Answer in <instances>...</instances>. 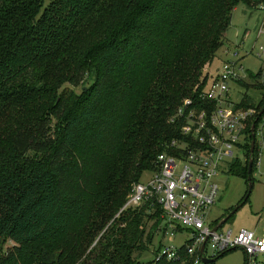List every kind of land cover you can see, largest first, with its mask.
Listing matches in <instances>:
<instances>
[{"label": "trees", "instance_id": "16d2710c", "mask_svg": "<svg viewBox=\"0 0 264 264\" xmlns=\"http://www.w3.org/2000/svg\"><path fill=\"white\" fill-rule=\"evenodd\" d=\"M263 2L0 0V264H140L150 250L151 264H193L183 246L155 260L159 206H124L183 139L170 119L208 84L234 9ZM245 162L229 173L246 180Z\"/></svg>", "mask_w": 264, "mask_h": 264}, {"label": "built area", "instance_id": "2783aa9c", "mask_svg": "<svg viewBox=\"0 0 264 264\" xmlns=\"http://www.w3.org/2000/svg\"><path fill=\"white\" fill-rule=\"evenodd\" d=\"M260 10H264V2ZM262 33L263 26L259 36ZM263 52L264 47L258 56ZM227 54L198 98L184 99L177 107L170 121L181 124L183 139H175L169 150L158 155L146 181L133 184L124 208L147 203L159 206L165 235L175 237L178 230L191 233L181 246L193 258V264L239 248L244 251L246 264H264V233L242 229L233 235L232 231H215V226L208 224V212L220 191L216 179L230 162L239 158H235L236 150L246 155V131L257 114V110L240 108L233 101L230 84L243 81L246 76L239 53ZM181 246L163 245L155 260H179Z\"/></svg>", "mask_w": 264, "mask_h": 264}, {"label": "rangeland", "instance_id": "374dc122", "mask_svg": "<svg viewBox=\"0 0 264 264\" xmlns=\"http://www.w3.org/2000/svg\"><path fill=\"white\" fill-rule=\"evenodd\" d=\"M263 24L264 10L251 11L243 5L237 6L232 12V22L227 30L228 47L222 48L212 65L207 66L204 71V73L208 72V76L210 77L222 66L223 61L229 56L227 51H237L244 66L246 78L239 82L240 84H244L243 86L239 83L230 84L232 99L236 102L243 99L245 106L251 105L247 108L255 110H257V107H261V109L264 107V52L261 57L258 56L259 50L264 47V33L259 36L260 28L263 26L264 29ZM260 70L263 77L261 81L256 82L255 75ZM257 83L261 86H258ZM88 84L90 82L83 83L78 87H74L71 84L65 87H70L74 92L79 94L83 85ZM260 121L256 131V145L259 148V155L251 174L252 190L249 194L250 197L220 228V231H232L233 235H237L242 229L255 231L258 235L264 233V115ZM235 152V158L238 156L241 163H244L246 155L237 150ZM244 165H247L246 162ZM149 176L150 173L146 171L140 180L146 181ZM216 181L220 186V191L216 203L208 212V224L212 226L218 224L220 220L230 214V211L242 202L249 187L247 178L245 180L239 175L229 173L228 165L224 172H221L217 177ZM191 236V233L187 230H178L175 237L164 235L163 244L177 247ZM159 238L157 236L154 240L155 247L159 245ZM13 244V241H9L5 244V248L11 247ZM208 253L211 254L210 247ZM153 258V250H150L140 257V264H151ZM211 264H246V257L244 251L239 248L224 253Z\"/></svg>", "mask_w": 264, "mask_h": 264}, {"label": "water", "instance_id": "95a60500", "mask_svg": "<svg viewBox=\"0 0 264 264\" xmlns=\"http://www.w3.org/2000/svg\"><path fill=\"white\" fill-rule=\"evenodd\" d=\"M263 106H264V105H263ZM263 115H264V107H263V109L259 112L258 117L254 120L255 122L252 124V126H251V128H250V130H251L252 140H251L250 148H249V151H250V157H249V160H248V163H247V166H248V171H247V181L249 182L248 191H247V193L245 194V196H244L245 198L242 200V202H241L240 204H238L237 207H236L235 209H232V211H230L231 213L228 214L226 217H224L222 220H220L219 223L214 227V230H215V231H217L218 229H220L221 226H222L227 220H229V218H230L231 216H233V215L236 213L237 209H238L239 207H241L244 203H246V201H247L248 198L250 197L249 194H250V192H251V190H252L251 172H252V168H253V166H252V164H253V158L251 157V155L254 153L253 150H254L255 142H256V136H255V131H254V130H255V125H256V123L258 122L257 120H258L261 116H263ZM213 261H215L214 258H209V259L204 258V259L202 260V262H203L204 264H209V263H211V262H213Z\"/></svg>", "mask_w": 264, "mask_h": 264}, {"label": "crops", "instance_id": "0c3cea01", "mask_svg": "<svg viewBox=\"0 0 264 264\" xmlns=\"http://www.w3.org/2000/svg\"><path fill=\"white\" fill-rule=\"evenodd\" d=\"M218 223H219V222H218ZM216 225H217V224H216ZM216 225H215V226H216ZM181 245H183V244L181 243ZM181 245H179V246H181Z\"/></svg>", "mask_w": 264, "mask_h": 264}]
</instances>
